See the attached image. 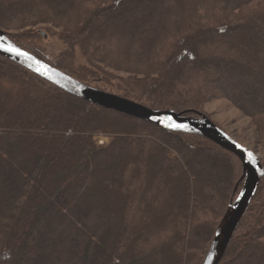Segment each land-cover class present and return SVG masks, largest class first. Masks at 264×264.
Listing matches in <instances>:
<instances>
[{
	"label": "trees",
	"instance_id": "obj_1",
	"mask_svg": "<svg viewBox=\"0 0 264 264\" xmlns=\"http://www.w3.org/2000/svg\"><path fill=\"white\" fill-rule=\"evenodd\" d=\"M0 29L154 110L225 99L264 151V0H0ZM242 174L203 137L85 102L0 56V264H202ZM221 264H264V179Z\"/></svg>",
	"mask_w": 264,
	"mask_h": 264
},
{
	"label": "water",
	"instance_id": "obj_2",
	"mask_svg": "<svg viewBox=\"0 0 264 264\" xmlns=\"http://www.w3.org/2000/svg\"><path fill=\"white\" fill-rule=\"evenodd\" d=\"M0 56L85 102L145 121L163 130L203 137L235 155L242 163L243 174L202 263L221 264L264 179V165L254 151L237 142L201 112L154 110L125 97L86 85L26 51L2 30Z\"/></svg>",
	"mask_w": 264,
	"mask_h": 264
},
{
	"label": "rangeland",
	"instance_id": "obj_3",
	"mask_svg": "<svg viewBox=\"0 0 264 264\" xmlns=\"http://www.w3.org/2000/svg\"><path fill=\"white\" fill-rule=\"evenodd\" d=\"M50 31L52 33L56 32L52 28H50ZM22 32L23 31L14 32V34L19 35ZM43 47L46 50L48 57L50 59H53V60H55V58H57L59 56V54L62 50V44L59 42V40L57 38L51 37V36L47 37L43 41ZM113 75H115L116 77L122 76V74H116V73H114ZM122 77H124V76H122ZM114 79L117 80L116 78H114ZM115 83H116V81H115ZM86 85H88V84H86ZM89 86L94 87V88H98L97 87L98 85H96L95 82H92V84ZM106 91L113 93L109 89H106ZM113 94H115V93H113ZM116 95H118V94H116ZM201 113H203L207 117H209V119H211L216 125H218L221 129H223L230 136H232L237 142H239L240 144H242L245 147L254 151L259 156V158L261 159V161L264 165V151H262L258 145V140H257L255 128L253 127L251 120L248 117H246L239 109L232 106L230 104V102H228L227 100L220 99V100H213V101L207 103L205 105V107L203 108V111H201ZM99 141L101 143H107L108 142V140L103 136L100 137ZM233 193H234V191H233Z\"/></svg>",
	"mask_w": 264,
	"mask_h": 264
},
{
	"label": "snow or ice",
	"instance_id": "obj_4",
	"mask_svg": "<svg viewBox=\"0 0 264 264\" xmlns=\"http://www.w3.org/2000/svg\"><path fill=\"white\" fill-rule=\"evenodd\" d=\"M18 51V50H17Z\"/></svg>",
	"mask_w": 264,
	"mask_h": 264
}]
</instances>
